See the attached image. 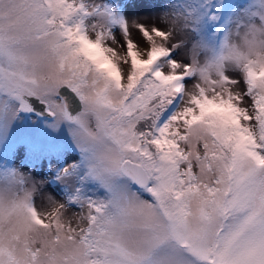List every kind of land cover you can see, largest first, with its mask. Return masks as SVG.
I'll return each mask as SVG.
<instances>
[{
  "label": "snow or ice",
  "instance_id": "6c2138e0",
  "mask_svg": "<svg viewBox=\"0 0 264 264\" xmlns=\"http://www.w3.org/2000/svg\"><path fill=\"white\" fill-rule=\"evenodd\" d=\"M151 7L0 0V264H264V0Z\"/></svg>",
  "mask_w": 264,
  "mask_h": 264
},
{
  "label": "rangeland",
  "instance_id": "374dc122",
  "mask_svg": "<svg viewBox=\"0 0 264 264\" xmlns=\"http://www.w3.org/2000/svg\"><path fill=\"white\" fill-rule=\"evenodd\" d=\"M117 3H121L124 14L128 19L130 25V38L136 42L139 47L143 48L147 46L146 40L143 38L142 34L134 28H131L133 18H137L139 22L145 23L146 26H151L152 24H156L157 26H161L158 20L154 21L151 19V13L154 9L151 7L153 0H115ZM147 17L148 19H145ZM114 34L117 39L123 42L122 34L119 29H114ZM178 55H183V51ZM37 180L40 179L39 176L36 177ZM52 196L55 199H60V196L57 194L55 190V185H42L35 193V203L38 209H47V196Z\"/></svg>",
  "mask_w": 264,
  "mask_h": 264
}]
</instances>
